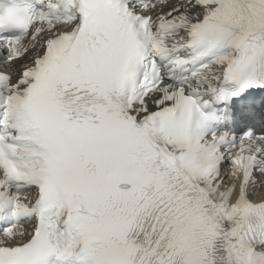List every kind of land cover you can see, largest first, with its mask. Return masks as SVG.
I'll return each instance as SVG.
<instances>
[{"label":"snow or ice","instance_id":"1","mask_svg":"<svg viewBox=\"0 0 264 264\" xmlns=\"http://www.w3.org/2000/svg\"><path fill=\"white\" fill-rule=\"evenodd\" d=\"M0 264H264V0H0Z\"/></svg>","mask_w":264,"mask_h":264}]
</instances>
